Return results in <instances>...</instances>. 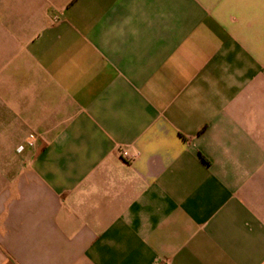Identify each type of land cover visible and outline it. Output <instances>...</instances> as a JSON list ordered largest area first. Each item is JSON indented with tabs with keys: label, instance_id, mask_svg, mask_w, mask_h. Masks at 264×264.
I'll return each mask as SVG.
<instances>
[{
	"label": "crops",
	"instance_id": "1",
	"mask_svg": "<svg viewBox=\"0 0 264 264\" xmlns=\"http://www.w3.org/2000/svg\"><path fill=\"white\" fill-rule=\"evenodd\" d=\"M0 264H264V0H0Z\"/></svg>",
	"mask_w": 264,
	"mask_h": 264
},
{
	"label": "built area",
	"instance_id": "2",
	"mask_svg": "<svg viewBox=\"0 0 264 264\" xmlns=\"http://www.w3.org/2000/svg\"><path fill=\"white\" fill-rule=\"evenodd\" d=\"M122 158L127 161L131 162L133 160V156H130L127 152L123 151L121 154Z\"/></svg>",
	"mask_w": 264,
	"mask_h": 264
}]
</instances>
